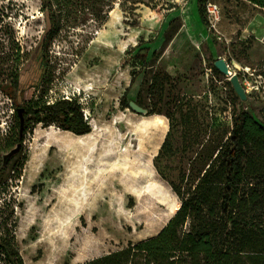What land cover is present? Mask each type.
<instances>
[{"label": "rangeland", "instance_id": "374dc122", "mask_svg": "<svg viewBox=\"0 0 264 264\" xmlns=\"http://www.w3.org/2000/svg\"><path fill=\"white\" fill-rule=\"evenodd\" d=\"M154 1L157 8L141 7L137 15L117 7L101 30H66L49 48L56 97L82 102L84 95L93 135L80 154L74 135H61L72 151L47 146L50 128L38 126L26 137L22 176L9 180L20 205L17 242L25 264H82L157 235L137 237L125 221L116 228L109 223L124 211L132 217L137 206L134 193L111 173L129 170L128 162L144 153L173 194L171 212L179 202L171 184L183 190L196 184L230 137L236 112L246 110L264 124V9L248 0ZM208 4L218 7V20ZM41 8L40 0H0V86L21 55L28 59L21 69L27 100L40 93L31 87L41 76L39 46L47 28ZM221 59L238 76L246 101L216 68ZM125 96L148 115L124 109ZM13 107L0 89V139L15 126Z\"/></svg>", "mask_w": 264, "mask_h": 264}, {"label": "trees", "instance_id": "16d2710c", "mask_svg": "<svg viewBox=\"0 0 264 264\" xmlns=\"http://www.w3.org/2000/svg\"><path fill=\"white\" fill-rule=\"evenodd\" d=\"M40 1L47 28L39 46L41 76L31 87L40 93L25 98L21 69L26 59L21 55L8 65L0 86L13 102L15 121L0 139V264H25L17 242L20 205L9 180L22 176L27 158L20 157L26 137L38 126L76 136L93 130L83 94L82 102L75 96L56 97L49 48L66 30H101L117 7L129 15H137L141 7L157 8L154 0L153 5L146 0ZM248 1L264 8V0ZM152 80L155 85L157 76ZM135 82L134 77L131 85ZM130 103L125 96L122 107L132 110ZM19 110H24L22 127ZM18 145L19 152L6 157ZM171 186L181 207L157 235L82 264H264V124L246 110L236 112L230 137L219 146L196 184L185 190Z\"/></svg>", "mask_w": 264, "mask_h": 264}, {"label": "bare ground", "instance_id": "6f19581e", "mask_svg": "<svg viewBox=\"0 0 264 264\" xmlns=\"http://www.w3.org/2000/svg\"><path fill=\"white\" fill-rule=\"evenodd\" d=\"M231 74L233 75L232 72ZM161 130L162 126L160 124L157 125L156 137L161 136ZM50 131L51 134L49 135L47 146H49V144H55L61 149L72 151L74 144H69L68 142L63 141L61 135L65 133L69 135V137H73L72 135L74 134L54 129L53 127L50 128ZM92 135L93 133L86 136L74 135L76 138L72 141H76L79 144H77L78 154L82 152V143L85 139L92 137ZM156 142L157 138L152 142L150 146L151 150L155 149ZM108 159L109 158H106L103 161H108ZM128 163L131 165L129 170L122 169L121 171L112 172L111 175L114 176V179L118 177L116 183L120 182L124 189H129L134 193L137 198L136 212L131 217L124 211L121 213L120 219L110 216L109 223L116 228L115 224H119V221H125L127 225H132L137 229L133 232V235L137 237H140L143 233L148 234L155 231L159 233L164 228V225L167 224L170 214L177 213L181 204L178 202L174 209L171 212H168L173 194L171 193L170 188L158 179L157 174L154 172L144 153L141 152V154L137 155L135 160H130ZM104 165L105 168L109 167L108 163H104ZM105 176H107L106 173L102 174V180ZM76 182L77 184L82 183L79 179H77ZM116 183L113 184L115 185ZM88 198L89 197L86 194L84 200H88ZM162 207H165V210L162 209ZM142 223L146 225V228L144 232H139L138 227Z\"/></svg>", "mask_w": 264, "mask_h": 264}, {"label": "water", "instance_id": "95a60500", "mask_svg": "<svg viewBox=\"0 0 264 264\" xmlns=\"http://www.w3.org/2000/svg\"><path fill=\"white\" fill-rule=\"evenodd\" d=\"M216 68L221 71L223 74H225L227 77H231V82L234 86L235 91L237 92L238 96L243 100L246 101L248 99V95L247 92L245 90V88L241 85L240 80L238 78L237 75H232L231 71H230V67L227 64V62L224 59L218 60L215 63ZM130 107L131 109L142 116H147L148 115V110L144 109L143 107L139 106L136 103L131 102L130 103ZM23 112L24 110H19V117L21 119V127L23 126L24 123V117H23ZM23 132V129L21 128V134ZM21 149V145H18L13 151H11V153H9L6 157L11 158L14 155H16L19 150Z\"/></svg>", "mask_w": 264, "mask_h": 264}, {"label": "built area", "instance_id": "2783aa9c", "mask_svg": "<svg viewBox=\"0 0 264 264\" xmlns=\"http://www.w3.org/2000/svg\"><path fill=\"white\" fill-rule=\"evenodd\" d=\"M208 13L215 19H219V9L214 4H208L207 5ZM264 9V8H263Z\"/></svg>", "mask_w": 264, "mask_h": 264}]
</instances>
